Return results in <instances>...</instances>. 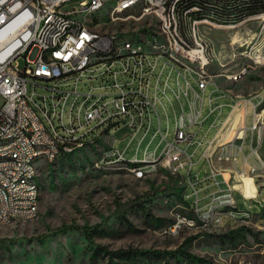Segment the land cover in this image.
Segmentation results:
<instances>
[{
	"label": "rangeland",
	"instance_id": "374dc122",
	"mask_svg": "<svg viewBox=\"0 0 264 264\" xmlns=\"http://www.w3.org/2000/svg\"><path fill=\"white\" fill-rule=\"evenodd\" d=\"M118 2L116 0V4ZM116 4L115 1H107L100 13L88 18L89 23L101 33H118L121 38L146 32V29H151L150 26L147 28L150 24L155 28L157 20L152 17L139 20L127 17L134 15L137 18L140 7L127 11L121 19H113L112 10ZM242 22L199 24L202 38L207 40L213 55L209 72L215 83L235 96L227 101L220 117L218 113L210 115L206 98L202 119L207 116L208 120L202 132L212 123L217 124L210 132L209 141L213 140L236 103H244L250 98L256 102L258 97L264 98V18ZM151 33L154 30L148 35ZM25 64L24 58L18 60L20 69ZM240 72L243 75L238 81L228 79V76ZM169 75L171 87L167 88L166 96L161 95L157 111L163 132L169 128L167 140L171 142L175 136V114H189L195 96L191 91L188 98L184 95L181 91L184 79L178 78V71H172L170 66L165 70V77ZM97 87L98 84H82L80 90L87 93ZM213 88H216L214 84L208 93ZM64 90L72 92L71 88ZM74 97H70L69 103ZM213 97L216 98L215 104L221 103L217 93ZM258 114L261 143L264 139V102ZM254 115L255 109L248 103L243 147L246 154L252 152V137H258L257 132L251 131ZM159 117L157 113L152 116L150 131L158 129ZM125 133V126L112 132L96 131L85 145L73 149L71 154L62 155L54 163L39 165V214L34 219L0 224V264H264V177L261 176L264 175V157L259 152V166L254 164L256 167H252V171L246 167L244 174L240 168L244 162L243 155L237 162L239 167L229 163L225 170H221L204 160L199 161L205 148L198 149L193 173L203 176H199L200 183L197 184L201 212L208 210L211 195L216 189L209 176L223 172L226 192L233 199L232 207L239 213V219L235 221L223 215L221 228L197 222L170 234L168 230L178 217L187 221L197 219V196L185 181L188 168L181 171L182 178L176 186H172L177 175L172 171L175 167L172 163L169 167L160 164L156 171L146 170L144 176L138 178L132 171L136 165L114 162V158L107 156L112 145L113 149L124 152L129 142ZM138 145L142 146L137 158L142 160L146 149L153 151L157 148L160 153L166 142L159 134L154 140L151 135L145 137L144 143L143 138H130V146L133 147L124 152L128 161L136 156ZM254 174L257 176V188L251 177ZM217 179L221 181L218 176ZM242 185L245 195L239 190ZM252 192L258 195L253 207L250 203L254 197ZM243 196L250 209H239L236 199ZM145 197L142 207L138 201ZM64 228L68 231L58 232ZM88 235L92 236V241ZM119 251L127 252V255H114Z\"/></svg>",
	"mask_w": 264,
	"mask_h": 264
},
{
	"label": "built area",
	"instance_id": "2783aa9c",
	"mask_svg": "<svg viewBox=\"0 0 264 264\" xmlns=\"http://www.w3.org/2000/svg\"><path fill=\"white\" fill-rule=\"evenodd\" d=\"M102 1H115L116 4V0H0V135L13 133L10 147L0 150L15 155V163H0V219L4 221L6 217H13V214H39L40 204H34L35 187L27 183L25 187L9 188V180L18 177L21 172H28L32 152H42V156H59L64 149L85 145L96 131L112 132L122 126L128 128L129 140L124 151L133 147L130 146V138H143L144 143L145 137L151 135L154 140L159 134L166 142L160 153L157 148L153 151L146 149L142 162L133 163L136 166L132 171L143 175L146 170H157L160 164L169 167L171 162H178V175L181 178V171L188 168L185 181L197 196L195 207L199 211L201 200L197 184L202 174L193 173L194 156L198 149L205 148L199 161L211 162L209 150L227 120L222 123L212 141L208 138L212 129L217 127L216 122L202 132L208 120L207 116L202 119L206 98L210 108L220 107L219 117L224 105L215 104L216 98L213 97L215 93L221 95L219 85L213 77H203V70L212 66L213 55L211 49L204 48V41L207 40L202 38V31L198 30V21L203 18L200 15L201 7L188 4L187 9H178V2L187 0H169L168 8H160V0H148L141 14L164 18V23H169V35L165 41H173V44L178 45V52L156 53V57H149L152 59V68H145L144 65H138V51L149 54V50H155V45H163L157 43L156 37L147 38L142 46H128L130 55H123V47H117V38L121 37L118 33L102 32L99 36H88L83 32V24H73L75 13L101 10ZM126 5H132V0L117 4V10ZM51 10H58L55 24H47ZM261 18H264V14L259 12L246 15L243 22ZM113 19L121 18L113 16ZM176 20H183V29H176ZM41 44H50L49 65H41ZM55 44H62V52H55ZM20 58L26 62L22 69L18 65ZM85 59H93V66L81 68V61ZM169 59H176L178 77L184 78L181 91L187 98L190 91L195 96L189 114L183 112L179 116L175 115L174 120H179V129H175L171 142L167 140L169 128L166 133L162 125H158L155 131H148V116L156 115L155 106L161 101V95L168 94L166 83H170L171 75L165 77V70L169 66ZM135 71H143L145 84H138ZM228 79L233 82L236 80L229 76ZM82 84H98V87L82 93ZM210 84H215L216 88L208 93ZM64 88H71L72 92ZM84 94H91L90 108L81 107ZM71 96L75 97L69 103ZM92 96H99V104H92ZM258 99L256 102L247 99L244 103H251L255 109L251 126L253 133H260L261 128ZM8 114H16L14 127H7ZM188 116H195V123H188ZM52 117H60V127L50 128ZM76 125H86L88 136L76 133ZM133 125H143V132H133ZM238 139L246 141L245 113L243 135H236L227 141L217 157L218 161L237 159L238 162L243 155L242 170L245 174L246 167L252 171V167L256 166L245 155V151L238 150ZM28 141H36L37 149H27ZM141 146L138 145V155ZM257 149L252 150V155L256 157ZM121 152L114 149L109 156L120 155ZM36 170L37 167L35 174ZM217 176H209L216 189L211 195L210 211L202 213L206 215L204 225L221 228L223 215L239 219V213L223 214L221 198L227 194V189H223L224 182L219 181ZM1 177H8V184H1ZM214 219H221V226H214ZM187 223V220L178 217L171 231Z\"/></svg>",
	"mask_w": 264,
	"mask_h": 264
},
{
	"label": "bare ground",
	"instance_id": "6f19581e",
	"mask_svg": "<svg viewBox=\"0 0 264 264\" xmlns=\"http://www.w3.org/2000/svg\"><path fill=\"white\" fill-rule=\"evenodd\" d=\"M106 2L107 1L101 2V10L104 8ZM124 3H126V0H119V2H118V4H124ZM147 3H148V0H132V5H126L125 7L119 8V10H117V4H116L112 10V16H114V18H121L122 15H124V13H126L127 11H130L131 9H133L135 7H140L139 8L140 13H139V16L137 18L134 15H129V16L136 18L135 20H139V19L144 18V17L154 18V16H148L147 14H141L143 11H145V5ZM188 4L199 5L198 2H196V0L181 1V2H178V9H187ZM235 6H237V5H235ZM168 7H169V0H160V8H168ZM101 10H84L82 12H77L73 16V24H83V32L85 34H87L88 36H99L102 33L97 31L93 24L89 23L88 18H91L94 15H97L98 13L101 12ZM213 12L215 13V11H213ZM262 14H264V13H262ZM200 15L201 16H213V14H211V13L210 14L208 13L206 15L203 14L202 8H200ZM57 17H58V10H51L50 11V17H47V24H55V18H57ZM154 19L157 20L155 28L152 26V24H150L149 26L151 29L150 30L146 29V32L148 31V33H149V31L154 30L153 34L151 33L148 35V33L146 34V32L143 31V32L138 33V35H135V36L134 35H128L126 37L124 36L123 38H121V37L117 38V47H123V55H130V47H128V46H142L146 42L147 38L156 37L157 43H163V45H155V50H149V54H147L145 51H138V65H144L145 68H152V59L149 57H156V53H158V54H172L173 52H178V45L173 44V41H165V38L168 37V35H169V23H164V18H154ZM202 19H204V20L198 21V30H199V24H201V23H210V24H215V25L218 23V22L217 23L212 22L209 19H205V18H202ZM244 22H242V23H244ZM176 29H183V20H176ZM204 48L210 49V47L206 41H204ZM55 52H62V44H55ZM39 55H40L41 65H49L50 44H41V48H39ZM92 66H93V59H85V61H81V68H88V67H92ZM169 66L172 68V71H178V64L176 63V59H169ZM242 75H243V73L240 72V74L232 75L230 78L236 79L235 81H238L239 79L242 78ZM203 77H213V76L210 74L209 69H206V70H203ZM135 78H136V80H138V84H145V77H143V71H135ZM178 84L180 85L179 80H178ZM169 87H171L170 83H166V91H167V88H169ZM179 87L181 88V86H179ZM178 98H180V94L178 95ZM92 104H99V96H92ZM90 106H91V94H84L82 97V100H81V107L82 108H90ZM215 111H216V109L211 107L210 108V115H213L215 113ZM155 113H157V115L159 117V114L157 111V105L155 106ZM244 113H245L244 104L238 103L234 107V109L231 112V114L229 115V117L227 118V120L229 118L230 119L227 123V127L225 128L224 133L220 134V132L224 128V126H223L222 129L220 130V132L218 133L217 137L215 138L212 146H214L217 143H220L224 140L231 141L233 138L236 137V135H243L242 125H243V120H244ZM188 123H195V116H188ZM15 125H16V114H8L7 127H14ZM151 125H152V116H148V131L151 130ZM159 125H161V118L160 117H159ZM58 127H60V117H52V119L50 121V128H58ZM126 129L128 130V128H126ZM175 129H179V120H175ZM133 132H143V125H133ZM76 133L80 134V136H88L87 126L86 125H76ZM133 139L134 138H132V140ZM12 142H13V133H6L3 135H0V149L3 147H10ZM240 142H241V139H238V144ZM82 146L83 145H77L71 149H64L62 154L59 156H42V152H32V158L29 159L28 172H21V173H19L18 177H13V179L9 180V188L25 187V185L27 183H28V185H32L33 187H35L34 204H40L41 190H40V186H39L38 181H37L38 180V171L37 170H36V174H35V167H37V162L38 161H44V162H48V163L49 162L54 163L62 155L71 154L73 152V149L80 148ZM27 149H37V142L36 141H28L27 142ZM111 150H114L113 145L111 147ZM259 150L263 151V154H264V141L262 142ZM124 152H121L120 155L110 154V156L109 155H107V156H108V158L116 159V160H114V162H126V163H140V162H142V160H139L137 158V154L133 159L128 161L124 156L125 155ZM1 162L15 163V155H13V153L2 152V150H0V163ZM171 163H172V165L175 164L174 165L175 167L172 169L173 173L178 175V162H171ZM233 163L236 164L237 159H234ZM145 172H147V171H145ZM33 174H35V178H33ZM135 174L138 178H142L144 176V174L141 175V173H139V172H135ZM1 184H8V177H1ZM236 202H238V200H236ZM233 205H234L233 199L230 197L229 194H227L221 198V206H224L223 207V214L235 213V210H233V207H232ZM240 208L241 207L239 205V209ZM208 211H210V206H209L208 210L205 212H208ZM196 212H197V219L188 221V223L185 225L193 226L197 222L198 223L206 222V215H204L201 212L200 204H199V211L197 209ZM36 217H37L36 214H29V215L13 214V217H6V221L0 219V224L8 225V224L14 222L15 220H29V219H34ZM184 220H186V219H184ZM185 225L178 226L177 228L174 229V231H171L172 230V227H171L168 230V233L176 234L178 232V230ZM214 226H221V219H214Z\"/></svg>",
	"mask_w": 264,
	"mask_h": 264
},
{
	"label": "trees",
	"instance_id": "16d2710c",
	"mask_svg": "<svg viewBox=\"0 0 264 264\" xmlns=\"http://www.w3.org/2000/svg\"><path fill=\"white\" fill-rule=\"evenodd\" d=\"M201 1L196 0V2H198L199 6L202 8L203 14H205V15L208 13L213 14V16H203V18L209 19L212 22H222V24L243 21L246 15L258 14L259 12L264 13V0H201ZM207 1L211 2V4L207 3ZM235 5H237V6H235ZM212 10L215 11V13ZM221 14H224L226 16H221ZM216 16H221V18L216 17ZM199 20L201 21L204 19H199ZM112 160L114 161L116 159H112ZM129 164H133V163H129ZM180 180H181V177L179 175L174 177L172 186H176L177 184H179ZM146 198L147 197L143 198L141 201H138L139 203H141V204H139L140 206L143 207L142 202ZM236 212L237 211H235V213ZM233 220H235V219H233ZM236 220H238V219H236ZM67 231H68V228H64V229H60L58 232L61 233V232H67ZM87 238L90 241H92L91 235H88ZM114 255H117V256L123 255L124 256V255H127V252L119 251L117 253H114Z\"/></svg>",
	"mask_w": 264,
	"mask_h": 264
},
{
	"label": "crops",
	"instance_id": "0c3cea01",
	"mask_svg": "<svg viewBox=\"0 0 264 264\" xmlns=\"http://www.w3.org/2000/svg\"><path fill=\"white\" fill-rule=\"evenodd\" d=\"M230 77V76H229ZM231 79V78H230ZM217 84V83H216ZM211 85H213V84H210L209 85V87L211 86ZM215 85V84H214ZM219 85V84H218ZM209 87H208V89H209ZM213 90H214V88H213ZM219 91L221 92V95L220 94H218V99L219 100H221V103H219V104H221V105H224V108L226 107V103H227V101L228 100H232L233 99V97H235L234 95H232L227 89H225V88H223L222 86H220L219 85ZM259 99H258V108L259 107H261V105L263 104V102H264V98L263 97H258ZM250 99H252V98H250ZM246 100L247 99H245L244 100V103L246 102ZM240 102H242V101H240ZM243 103V104H244ZM213 108H215L216 109V111H215V113L214 114H216V113H218V115L220 114V107H213ZM246 109H247V104L245 105L244 104V110H245V116H246ZM219 111V112H218ZM213 114V115H214ZM260 116V115H259ZM231 117V116H230ZM260 118V117H259ZM230 119V118H229ZM229 119L226 121V123H225V125H224V128H223V130L220 132V134H223L224 133V130H225V128L227 127V123H228V121H229ZM243 124H244V120H243ZM126 129V128H125ZM242 130H243V125H242ZM253 133V132H252ZM254 133H256V132H254ZM258 133V132H257ZM128 134V130L126 129V133H125V135H127ZM219 134V135H220ZM264 141V139H262L261 140V143H260V137H259V133H258V137L257 136H253L252 137V142H251V148H252V150L253 149H257V152H259V154L260 155H262L263 157H264V154H263V151H261V150H259L260 149V147H261V144H262V142ZM227 141L226 140H224V141H222V142H220V143H217L216 145H214V146H212L211 148H210V150H209V154H210V156H211V162L209 161V162H207L208 164H213L214 166L216 165L219 169H221V170H225L226 168H227V165L226 164H229V163H233V161H234V159H230L229 160V162H224V161H218L217 160V157H218V155H219V153L222 151V147H223V145L226 143ZM244 144H245V139H241V142L238 144V150L239 151H243V147H244ZM68 155V154H67ZM245 155H247V156H249L250 157V161H251V163L252 164H256L257 166H259V158L258 157H256V156H254V155H252V152H249V153H247L246 154V152H245ZM44 161H39L38 163H37V171H38V167H39V165L40 164H42ZM175 165V164H174ZM236 167H239L238 165H237V163H236ZM240 168H242L243 169V166H241ZM264 168V167H263ZM202 172H206L205 170H203ZM263 173H264V169H263ZM224 176H225V174H223ZM223 175H218V177H219V179H221V181H223L224 183H223V188H224V190H226V180H224V177H223ZM261 176H263L264 177V175H261ZM251 177L254 179V181H255V185H256V188L258 187V184H257V180H256V178H257V176H256V174H254V176L253 175H251ZM241 186H239V190H240V192L243 194L244 193V195H245V192H244V187H243V185H242V188H240ZM255 194V195H254ZM225 195H227V194H225ZM251 195H253L254 197H252V199H250V203H251V205H252V207H253V202L255 201V199H256V201H258L257 200V198H258V195H257V193H255V192H252L251 193ZM236 200H238V205H240V207L241 208H244V209H250L251 207H249L246 203H245V200H244V196L243 197H241V198H238V199H236Z\"/></svg>",
	"mask_w": 264,
	"mask_h": 264
}]
</instances>
